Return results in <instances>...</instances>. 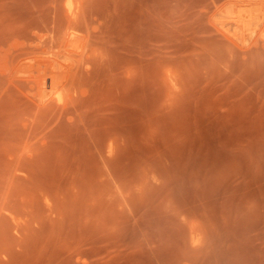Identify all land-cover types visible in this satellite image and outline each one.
I'll return each mask as SVG.
<instances>
[{"label": "rangeland", "instance_id": "1", "mask_svg": "<svg viewBox=\"0 0 264 264\" xmlns=\"http://www.w3.org/2000/svg\"><path fill=\"white\" fill-rule=\"evenodd\" d=\"M63 1L0 0V264H264V15L236 33L249 0H72L93 9L61 47ZM22 42L72 68L105 55L106 82L76 94L90 132L32 130Z\"/></svg>", "mask_w": 264, "mask_h": 264}, {"label": "bare ground", "instance_id": "2", "mask_svg": "<svg viewBox=\"0 0 264 264\" xmlns=\"http://www.w3.org/2000/svg\"><path fill=\"white\" fill-rule=\"evenodd\" d=\"M53 0H51L52 2ZM56 1V0H55ZM59 1V0H57ZM74 1V0H73ZM86 1V0H85ZM88 1V4L89 3V0ZM86 1V2H87ZM232 1V0H230ZM230 1L228 3H230ZM241 1V0H239ZM244 2L246 0H243ZM251 0L249 1H246L245 3H241L239 4L238 8L235 9L232 13V23H234V25L236 26V33H238V31L244 33L246 29H250L252 27V29L254 28V24L257 26V22L259 19H262L261 17H263L264 15V4H255L252 2H250ZM61 2V0H60ZM59 2V3H60ZM75 2V1H74ZM73 2V3H74ZM93 2V1H92ZM232 2H235L232 1ZM238 2V1H236ZM242 2V1H241ZM62 3H64V1L62 0ZM62 3L61 6H62ZM67 7L66 9H64L63 11L65 12L66 14V21H67V24L65 22V19L64 21L62 22H65L62 23L63 24V27L64 28V34L61 33L60 35V39H61V43L59 41V44L61 47L63 45V47H66V46H76L77 42H78V38L79 36L77 35V30H83L82 27L83 25H86L88 24V19L85 18V14L79 12L80 9H83L81 8V4L84 3V2H79V4H77V9L72 6V0H67ZM57 4V3H56ZM88 4H85V5H88ZM233 4V3H231ZM50 5V4H49ZM84 5V4H82ZM84 5V7L86 8V6ZM92 5V4H90ZM90 5H88L87 9L89 8H92L90 7ZM94 5V3H93ZM227 5V4H225ZM63 6V7H64ZM59 5L53 7V9L55 8L54 13H56V17L59 19H56L54 20L55 16L53 17L54 19L52 20V23L54 24L53 26H50L52 27V30L54 32H56L57 30L58 31H61L62 29V25H60L59 22L60 21V15H61V18L65 17V15H62V14H59L60 11H62L63 7H61V10L58 8ZM64 7V8H65ZM88 9V11H89ZM93 9V8H92ZM225 9V8H224ZM51 10V9H50ZM44 11V10H43ZM85 11V10H84ZM83 11V12H84ZM94 11V10H93ZM96 11V10H95ZM94 11V12H95ZM58 12V13H57ZM39 13V12H38ZM63 13V12H62ZM87 13V12H85ZM99 13V12H98ZM40 15H42V13L40 12L39 13ZM47 14V13H46ZM64 14V13H63ZM90 14V11L88 12L87 15ZM96 14H97V11H96ZM114 14V13H113ZM36 15L37 12H36ZM35 15V16H36ZM39 15V16H40ZM50 15V14H49ZM49 15H47L49 17ZM98 15H101V14H98ZM115 15V14H114ZM38 17V20L40 21L41 16L40 18ZM45 15V18L47 17ZM53 16V15H52ZM90 16V15H89ZM88 16V17H89ZM116 16V15H115ZM230 16V15H229ZM114 17V16H113ZM43 18V20L41 19V21L44 23V20L46 21V19ZM92 18V17H91ZM96 18V17H95ZM32 19V18H31ZM35 19V18H34ZM37 19V18H36ZM50 19V18H49ZM93 19V18H92ZM116 19V18H115ZM118 19V18H117ZM95 20V19H94ZM114 20V19H113ZM33 21V20H32ZM51 21V19H50ZM228 21L230 22V20L228 19ZM227 21V22H228ZM261 21V20H259ZM49 23V21H47ZM46 22V23H47ZM226 22V24H227ZM228 22V23H229ZM90 23H92L90 21ZM106 23H107V20H106ZM232 23H230L232 25ZM259 24L261 22H258ZM34 24V23H33ZM40 24L39 22L37 24H34L35 25H38ZM45 24V23H44ZM109 24V23H108ZM229 24V25H230ZM49 25V24H48ZM47 24L44 25L46 26V30H49L48 29V26ZM26 26H28V24H26ZM41 26H43L41 24ZM43 26V27H44ZM48 26V27H47ZM91 26V25H90ZM100 26H104L100 24ZM109 26V25H108ZM107 26V27H108ZM260 26V25H259ZM42 27V28H43ZM81 27V29H80ZM105 27H106V24H105ZM105 27H104V31H102V29L100 28V31L101 35L100 37H98V39H95V40H98L102 45L106 44L107 42V38L108 36H106V34L104 33H107L106 30H105ZM231 26H229L230 28ZM27 28V27H25ZM24 27H21L20 29V32L23 34L24 36ZM33 28V27H32ZM37 28H39V25L37 26ZM36 30H39L37 29ZM40 28V29H42ZM60 28V30H59ZM45 29V28H44ZM51 29V28H50ZM77 29V30H76ZM28 30H29V27H28ZM45 30V31H46ZM85 30V29H84ZM33 31V30H31ZM51 31V30H50ZM51 31V32H53ZM58 31L56 32V34L58 33ZM96 32H98L97 30H95ZM108 31V29H107ZM96 32L93 34L96 35ZM99 32V33H100ZM239 32V33H240ZM27 34L29 33L26 32ZM25 33V34H26ZM32 33V32H31ZM30 33V34H31ZM90 33V32H89ZM92 33V32H91ZM242 33L240 36H242ZM98 34V33H97ZM248 34V33H247ZM36 35V34H35ZM34 35V36H35ZM48 35V34H47ZM52 36H54V34H51ZM110 35V34H109ZM245 35V34H244ZM250 35V34H248ZM31 38H32V35H30ZM252 36V35H251ZM27 37V35H26ZM54 37H57V40H58V36H54ZM97 37V36H96ZM247 38V36H245ZM46 38V36H45ZM45 38H41V39H44ZM90 38V37H89ZM92 38V37H91ZM245 38V39H246ZM28 39L29 36H28ZM50 39V38H49ZM52 39V38H51ZM56 39V38H55ZM34 40V39H33ZM32 40V41H33ZM36 40V39H35ZM48 40V39H47ZM47 40L43 41V42H46ZM54 40V39H52ZM89 40V39H88ZM87 40V41H88ZM91 40H94L93 38ZM109 40V39H108ZM26 41V40H25ZM40 41V40H38ZM56 41V40H55ZM96 41V42H98ZM92 42V41H90ZM39 43V42H38ZM41 43V42H40ZM52 43V42H51ZM53 43H57V42H53ZM100 43H98L100 45ZM48 44V42H47ZM47 44H44V45H47ZM93 44V43H92ZM96 44V43H95ZM97 44V45H98ZM42 45V43H41ZM50 45V44H49ZM55 45V44H54ZM54 45H50L48 46V49L49 47L53 46ZM58 45V43H57ZM55 45V46H57ZM87 45V43H86ZM90 45V44H89ZM100 45V46H102ZM27 46V44H26ZM84 48V47H83ZM47 47H46V50L44 48V46H28V47H25L24 45V42L21 43V46L20 48L18 49V51L13 55L12 54V60H16V61H21L19 62V64H21V66L23 65V69L22 71L25 70V68L27 69V66L28 67H31L28 72H30V76L28 78V86L26 88H28V91L31 93V97L30 98V101L32 102V104H34V107H35V111L32 113L33 114V119H34V122H35V126L33 127L32 130L35 129V132L36 130L39 131V129L41 130V127L43 126V129H46L47 127H49L47 130L50 131L51 129H54L55 126H59L61 123H64L65 124L67 123L68 125H72V124H75V123H80L82 125V127L87 130L88 132L91 131V128L92 126L89 124L90 122L89 121H85V118L86 117V111H84V107H87L88 106V103H89V100L88 98L87 99H83L81 98L79 101H77V97H76V94L79 90L85 88V86H88L90 85L91 87H95L96 85H101V83H104L106 82L107 78H108V71L107 68H108V59L105 57V55L103 53H97V54H89L88 52H85V51H81L79 52L78 54V58L76 59L77 61V67L75 68L73 66L70 67V66H66L64 65V63H61V62H58L56 60V58L54 56H58L56 55V52H55V55L53 56L54 52L53 51H50L48 50ZM51 49V48H50ZM60 49V48H59ZM63 49V48H62ZM88 49V48H87ZM93 49V48H92ZM16 50V49H14ZM60 51V50H59ZM66 53L64 52L65 54V58H73L74 56H72V51L73 49H66ZM95 52V50H93ZM48 53L47 55H41L39 56L38 54L36 53ZM61 52V51H60ZM12 53V52H11ZM10 53V54H11ZM59 53V52H58ZM61 54V53H60ZM75 55V54H74ZM60 56V55H59ZM62 56V54H61ZM58 58V57H57ZM60 58V57H59ZM62 59V58H60ZM64 59V58H63ZM10 61V62H11ZM65 61V59H64ZM18 63V62H15V64ZM14 64V65H15ZM18 64V65H19ZM12 65V63H11ZM17 66V65H16ZM20 66V65H19ZM20 66V67H21ZM72 66V65H71ZM15 68V66H14ZM17 69L18 66H17ZM17 69H14L15 73L18 71H16ZM9 70V69H8ZM12 70V69H11ZM21 70V69H20ZM19 70V71H20ZM25 70V72L27 71ZM10 72V71H9ZM12 72V71H11ZM13 73V72H12ZM12 73L10 77H12ZM7 74V73H6ZM4 76V75H3ZM28 76V75H27ZM8 77V75H7ZM17 78V77H16ZM11 78H9L8 80H10ZM21 81H24V80H21ZM14 82V81H13ZM18 82V83H17ZM16 85L20 84L19 80L17 81ZM8 83V81H7ZM12 83V82H11ZM27 83V82H25ZM24 82L20 84V86L22 84H25ZM6 84V83H4ZM14 84V83H13ZM96 84V85H95ZM8 84H6L7 86ZM10 85V84H9ZM27 85V84H25ZM25 85H23V87H25ZM95 85V86H94ZM19 86V85H18ZM3 87V86H2ZM5 87V86H4ZM9 89V88H8ZM13 89V88H12ZM3 90V88H2ZM21 90V89H20ZM12 91V90H11ZM64 92V93H61V92ZM2 92V91H0ZM10 92V91H9ZM4 93V92H3ZM2 93V94H3ZM6 93V92H5ZM17 93V92H15ZM24 93V91H23ZM57 94V97H52V94ZM1 94V93H0ZM11 94V93H9ZM8 94V95H9ZM14 94V92H13ZM5 95V94H4ZM2 95V98L3 96ZM16 95H20L21 97V94H16ZM1 96V95H0ZM6 97V96H5ZM22 98V97H21ZM20 98V99H21ZM8 100V99H7ZM1 101V100H0ZM3 101V100H2ZM24 101H27L24 99ZM8 102V101H7ZM29 102V101H28ZM5 104V103H4ZM25 104V103H23ZM26 106V105H25ZM28 106V105H27ZM29 107V106H28ZM31 107V106H30ZM27 108V107H26ZM30 109V108H29ZM32 117V116H31ZM33 122V123H34ZM22 123V122H21ZM30 123V122H29ZM32 125V124H31ZM23 126V125H22ZM31 128V127H30ZM27 129V128H26ZM29 129V128H28ZM21 131L23 132L24 130H22V127H21ZM34 132V134H35ZM21 133V132H20ZM26 133V132H25ZM31 133V132H29ZM28 135V134H27ZM22 136V135H21ZM107 136V135H106ZM30 137V136H29ZM28 137V138H29ZM103 137V136H102ZM25 138V137H24ZM110 138V137H109ZM102 139H108L107 138H102ZM100 139V140H102ZM102 142V141H100ZM106 143L105 140L103 141V144ZM99 146V145H98ZM102 146V144L100 145ZM105 144H104V148H105ZM95 148V147H94ZM101 148V147H100ZM106 149V148H105ZM103 150V149H102ZM104 151V150H103ZM108 154H110L112 151H113V146L112 144H109L108 146ZM105 152V151H104ZM102 152V153H104ZM113 153V152H112ZM105 157H106V154H105ZM106 160V158H105ZM112 178V177H111ZM113 181V180H111ZM115 181V180H114Z\"/></svg>", "mask_w": 264, "mask_h": 264}]
</instances>
